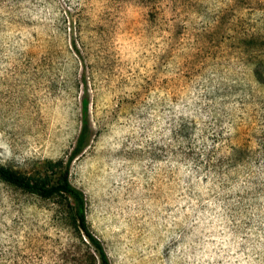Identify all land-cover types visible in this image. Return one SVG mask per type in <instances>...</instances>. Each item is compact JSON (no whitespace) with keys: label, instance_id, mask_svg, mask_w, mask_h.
<instances>
[{"label":"rangeland","instance_id":"rangeland-1","mask_svg":"<svg viewBox=\"0 0 264 264\" xmlns=\"http://www.w3.org/2000/svg\"><path fill=\"white\" fill-rule=\"evenodd\" d=\"M69 164L110 264H264V0H0V165ZM70 198L0 178V264H88Z\"/></svg>","mask_w":264,"mask_h":264},{"label":"trees","instance_id":"trees-1","mask_svg":"<svg viewBox=\"0 0 264 264\" xmlns=\"http://www.w3.org/2000/svg\"><path fill=\"white\" fill-rule=\"evenodd\" d=\"M80 122V131L67 162L64 165L61 161L48 164L47 169L51 171L55 170L57 174L55 181L48 182L40 178H26L3 165H0V178L21 190L35 193L44 198L54 196L70 198L73 203L70 218L74 223V232L80 238L81 244L89 249L87 257L88 264H110L101 242L89 228L86 218L84 194L80 189L73 186L69 180V164L83 152L90 133L87 99L82 100Z\"/></svg>","mask_w":264,"mask_h":264}]
</instances>
